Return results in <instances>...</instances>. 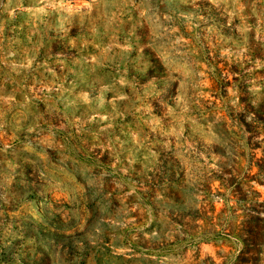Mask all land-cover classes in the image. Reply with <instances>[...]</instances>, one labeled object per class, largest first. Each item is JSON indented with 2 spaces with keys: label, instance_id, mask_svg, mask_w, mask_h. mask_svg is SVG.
Listing matches in <instances>:
<instances>
[{
  "label": "clouds",
  "instance_id": "clouds-1",
  "mask_svg": "<svg viewBox=\"0 0 264 264\" xmlns=\"http://www.w3.org/2000/svg\"><path fill=\"white\" fill-rule=\"evenodd\" d=\"M0 264H264V0H0Z\"/></svg>",
  "mask_w": 264,
  "mask_h": 264
}]
</instances>
